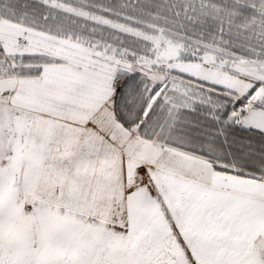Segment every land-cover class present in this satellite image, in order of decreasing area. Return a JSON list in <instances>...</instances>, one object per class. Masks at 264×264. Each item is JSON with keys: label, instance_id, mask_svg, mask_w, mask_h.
Here are the masks:
<instances>
[{"label": "snow or ice", "instance_id": "obj_1", "mask_svg": "<svg viewBox=\"0 0 264 264\" xmlns=\"http://www.w3.org/2000/svg\"><path fill=\"white\" fill-rule=\"evenodd\" d=\"M0 264H264V0H0Z\"/></svg>", "mask_w": 264, "mask_h": 264}]
</instances>
